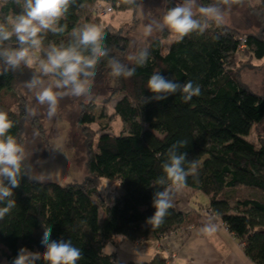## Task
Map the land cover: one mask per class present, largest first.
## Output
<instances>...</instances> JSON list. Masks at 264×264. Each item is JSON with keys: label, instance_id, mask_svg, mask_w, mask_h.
Here are the masks:
<instances>
[{"label": "trees", "instance_id": "16d2710c", "mask_svg": "<svg viewBox=\"0 0 264 264\" xmlns=\"http://www.w3.org/2000/svg\"><path fill=\"white\" fill-rule=\"evenodd\" d=\"M103 2L127 10L137 7L139 0L133 5L123 0H76L60 21L65 31L48 33L43 47L67 42L74 28L89 24L102 34L108 55L121 60L129 39L95 13L97 4ZM20 10L14 0H0V22ZM143 48L149 51L144 66L130 63L135 68L133 76L113 77L121 95L113 113L121 118L122 130L110 133L107 126L101 127L105 131L89 158L91 174L114 180L118 190L101 198L96 188L83 184L22 179L13 190L16 207L0 220V253L7 264L22 247L43 253L42 224L53 229L52 239L70 242L81 250L77 264H174L168 250L157 248L152 257L124 261L118 257V248L125 239L165 238L200 220L199 213L183 211L173 202L160 225L148 223L155 213L154 193L163 190L154 187V181L164 175L161 165L168 148L177 141H187L180 149L187 153L185 167L188 162L197 164L198 179L190 175L185 186L207 194L211 214L240 240L252 261L264 264V142L248 137L264 120V95L246 88L237 76V54L244 48L263 59L264 36L209 22L203 34L177 36L168 48L160 38ZM38 56L43 58V52ZM106 61H98L96 76L110 73ZM27 71L37 68L22 65L0 74V109L9 111L14 123L10 134L21 140L26 107L21 105L23 97L16 87ZM154 73L180 83L192 81L200 85L201 94L187 103L179 93L147 102L154 95L148 89ZM96 106L92 103L83 109L82 123L96 121ZM243 187L253 193L241 194Z\"/></svg>", "mask_w": 264, "mask_h": 264}, {"label": "clouds", "instance_id": "9594fccd", "mask_svg": "<svg viewBox=\"0 0 264 264\" xmlns=\"http://www.w3.org/2000/svg\"><path fill=\"white\" fill-rule=\"evenodd\" d=\"M7 3V0H4ZM76 0H14L21 9L15 15L4 17L0 22V74L16 71L22 65L32 68L38 52H43L39 66L26 87L32 90L38 104L47 105V114L51 118L56 114L59 98L76 97L87 99L90 95L91 81L96 76V66L101 58H107V66L112 77H131L134 67L121 63L110 57L103 44V36L93 25L85 24L74 28L71 38L59 43H50L43 47V37L48 33L61 34L65 31L60 21L66 16ZM127 5L135 4V0H123ZM230 0H216L209 5H198L197 0H181L171 7L163 16L162 23L153 22L145 27V35H150L155 28L167 27L180 39L197 32L203 34L209 22L220 25L224 22L221 7ZM149 58L147 48L128 56L136 66H144ZM148 89L154 95L148 101H163L170 95L179 93L185 103L193 96L201 94L200 85L192 81L180 83L169 79L161 73H154L148 80ZM14 126L9 111L0 109V220H3L16 207L14 189L20 186L25 177L31 179L25 167L26 152L21 139L10 134ZM187 141L172 144L161 167L164 175L158 177L153 186L162 187L153 196L155 213L148 219L151 225H160L168 210L173 207V194L180 191L191 175L198 179L197 164L188 162L187 153L180 149ZM170 182V183H169ZM40 240L43 253L33 252L26 247L19 249L11 264H37L42 259L44 264H77L81 258V250L64 240L52 239L51 227L44 224ZM206 226L205 231H210Z\"/></svg>", "mask_w": 264, "mask_h": 264}, {"label": "rangeland", "instance_id": "374dc122", "mask_svg": "<svg viewBox=\"0 0 264 264\" xmlns=\"http://www.w3.org/2000/svg\"><path fill=\"white\" fill-rule=\"evenodd\" d=\"M179 2L181 0H139L137 7L127 10H120L112 4L103 2L98 6L103 8L112 6V11L104 12L105 9H103L95 13L101 16L105 23L112 24L120 34L128 37L129 47L120 60L121 63L128 65L133 63L128 60V56L137 53L155 39L160 38L163 46L168 48L177 38L178 35L167 27L159 29L154 26L150 35H145L144 30L154 21L162 23L166 12ZM214 2L216 0H197L198 5H209ZM221 7L225 17L222 24L235 27L241 32H253L264 36V4L260 0H230L226 5L221 2ZM243 49L237 54V76L246 88L264 95V58L257 59ZM39 59L41 58L37 53L33 64L37 69ZM33 73L24 72L16 87V91L23 97L21 105L26 107L22 125V142L26 152L24 164L31 177L39 181H55L62 185L90 186L97 189L101 198L110 191H117L118 184L114 180L91 174L89 158L97 149L100 134L105 131L101 127L107 126L110 133H120L122 130L121 118L113 113L114 105L121 96L118 93L120 91L118 81L108 71L95 76L91 81L90 95L87 99L67 96L59 98L56 114L50 118L47 114V105L38 104L34 92L26 87V82ZM92 103L97 105L94 109L96 121L84 124L80 119L81 114L83 109ZM103 113L106 116H102ZM248 137L256 143L264 142V120L253 127ZM241 192L243 195L253 193L251 189L245 187L241 188ZM173 200L183 205L186 212L200 210L201 212H196L200 216L212 215L207 207L209 197L204 192L184 186L173 194ZM188 204L194 210L190 209ZM200 221L198 220L196 226H184L177 233L165 238L139 239L135 242L125 239L118 248V257L124 261H128L131 257L148 258L154 252L149 248L154 246L155 249L170 251L171 259H174L176 242L187 239L193 234L192 230L199 226ZM216 229L222 235H228L227 240L232 243L235 241L237 245L238 241L234 240L236 237L230 236V233L219 225ZM175 237H178V240H173ZM212 241L215 246L219 245L214 237ZM173 242L174 245H172ZM3 258L0 253V264H3ZM184 258V256H178L174 259V263L187 264Z\"/></svg>", "mask_w": 264, "mask_h": 264}, {"label": "crops", "instance_id": "0c3cea01", "mask_svg": "<svg viewBox=\"0 0 264 264\" xmlns=\"http://www.w3.org/2000/svg\"><path fill=\"white\" fill-rule=\"evenodd\" d=\"M188 188L193 189L191 187ZM176 204L181 210L186 211L183 208V205L179 203ZM188 207H190L189 204ZM190 209L193 208L190 207ZM194 211L201 212L200 210ZM200 220L199 226L192 230L193 234H191L187 239L184 238L178 240V237L173 239L178 240L174 247L176 250L174 259L178 256H184V260L187 261V264H257L245 254L243 244L239 239L234 238V240L236 239V241H238L236 245L235 241L232 243L227 240L228 235H222L218 232L216 229L217 225L225 229L226 232L230 233L228 229L220 223L218 218L214 215H201ZM206 226H211L212 230L205 231ZM230 236L235 237L232 233H230ZM213 237L219 242V245H217L218 248L212 241ZM172 245H174V242ZM151 249H153L154 252L156 250L154 246L149 248V250ZM152 255L150 257H152ZM174 259H172L173 263ZM3 264H7L5 258H3Z\"/></svg>", "mask_w": 264, "mask_h": 264}, {"label": "built area", "instance_id": "2783aa9c", "mask_svg": "<svg viewBox=\"0 0 264 264\" xmlns=\"http://www.w3.org/2000/svg\"><path fill=\"white\" fill-rule=\"evenodd\" d=\"M99 4H97V6L95 7V10L97 11V12H99L100 10H103V9H105L104 10V12H106V10L107 11H112V6H109V7H107V8H103V7H100V6H98ZM106 7V6H105ZM244 39V38H243ZM242 47H244V46H242ZM208 213H209V211H207Z\"/></svg>", "mask_w": 264, "mask_h": 264}]
</instances>
